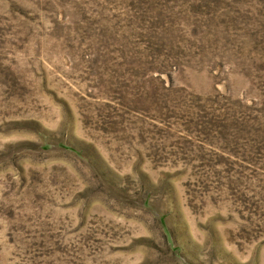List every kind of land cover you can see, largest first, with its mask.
Masks as SVG:
<instances>
[{
    "label": "rangeland",
    "instance_id": "1",
    "mask_svg": "<svg viewBox=\"0 0 264 264\" xmlns=\"http://www.w3.org/2000/svg\"><path fill=\"white\" fill-rule=\"evenodd\" d=\"M0 264H264V0H0Z\"/></svg>",
    "mask_w": 264,
    "mask_h": 264
}]
</instances>
